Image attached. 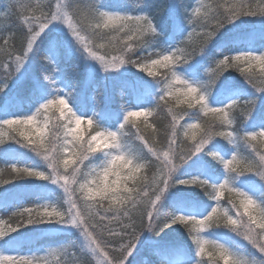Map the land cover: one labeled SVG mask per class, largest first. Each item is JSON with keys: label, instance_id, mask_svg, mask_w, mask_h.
<instances>
[{"label": "snow or ice", "instance_id": "obj_1", "mask_svg": "<svg viewBox=\"0 0 264 264\" xmlns=\"http://www.w3.org/2000/svg\"><path fill=\"white\" fill-rule=\"evenodd\" d=\"M0 264H264V0L0 4Z\"/></svg>", "mask_w": 264, "mask_h": 264}, {"label": "trees", "instance_id": "obj_2", "mask_svg": "<svg viewBox=\"0 0 264 264\" xmlns=\"http://www.w3.org/2000/svg\"><path fill=\"white\" fill-rule=\"evenodd\" d=\"M6 2V0H0V4ZM151 2L155 5H163L166 3V0H151ZM187 3H192V0H186ZM17 32L15 43L17 47L21 44L20 32L19 29H14ZM76 63V61H72L68 68L72 70V66ZM84 72L81 70V74L78 77L80 81L81 87H83L84 81ZM87 92L89 94L90 103H94L97 111L106 107L108 104L111 105L113 109L127 102V90L121 89V87L114 83L111 79L104 80L102 77L97 76L93 82V84L89 85L87 88ZM123 93V96H122ZM92 97L95 99L92 100Z\"/></svg>", "mask_w": 264, "mask_h": 264}, {"label": "rangeland", "instance_id": "obj_3", "mask_svg": "<svg viewBox=\"0 0 264 264\" xmlns=\"http://www.w3.org/2000/svg\"><path fill=\"white\" fill-rule=\"evenodd\" d=\"M86 127V126H85Z\"/></svg>", "mask_w": 264, "mask_h": 264}]
</instances>
